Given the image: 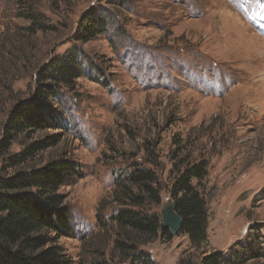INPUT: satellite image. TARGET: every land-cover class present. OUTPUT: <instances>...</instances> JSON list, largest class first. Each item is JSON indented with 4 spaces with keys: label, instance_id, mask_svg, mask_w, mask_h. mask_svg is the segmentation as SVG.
Returning a JSON list of instances; mask_svg holds the SVG:
<instances>
[{
    "label": "rangeland",
    "instance_id": "obj_1",
    "mask_svg": "<svg viewBox=\"0 0 264 264\" xmlns=\"http://www.w3.org/2000/svg\"><path fill=\"white\" fill-rule=\"evenodd\" d=\"M97 11L109 16L107 32L76 40ZM73 46L85 73L48 103L63 124L8 128L38 72ZM1 145L0 177L61 157L78 164L59 189L75 230L59 243L72 264H142L118 246L137 242L112 218L123 181L137 166L156 170L160 199L148 208L161 216L182 158L208 162V239L199 250L186 234L140 249L154 264H200L216 251L264 264V0H0Z\"/></svg>",
    "mask_w": 264,
    "mask_h": 264
},
{
    "label": "trees",
    "instance_id": "obj_2",
    "mask_svg": "<svg viewBox=\"0 0 264 264\" xmlns=\"http://www.w3.org/2000/svg\"><path fill=\"white\" fill-rule=\"evenodd\" d=\"M31 18L38 20L36 13H31ZM108 18L106 12H93L83 18L74 38L86 42L106 33ZM83 59L84 53L76 46L70 53L51 59L37 74L33 98L12 112L7 127L21 132L30 127L39 130L62 125L56 112L49 110L48 103L60 102L63 90L75 88L76 80L85 73ZM88 69L101 73L93 65ZM54 140L52 137L36 141L28 145L24 153L11 159L14 164L26 162L33 153L47 148ZM2 152L1 145L0 154ZM77 165L75 161L61 157L42 167L0 177V264H72L70 255L59 243L62 237L72 236L75 232L70 213L62 206L63 196L59 189L78 174ZM174 168L176 175L170 193L175 210L183 218L178 234L188 235L191 246L199 250L208 239L209 215L204 193L208 162L182 158ZM125 180L121 207L112 218L119 228L133 232L137 242L136 239L130 244L119 240L118 246L122 251H130L125 258L154 264L151 255L140 247L158 237L170 240L173 236L169 229L163 228L160 214L148 208L149 203H157L160 199L156 170L137 166ZM134 189L140 193H135ZM236 263L232 254L216 251L205 256L200 264ZM178 264H192V259L181 257Z\"/></svg>",
    "mask_w": 264,
    "mask_h": 264
},
{
    "label": "water",
    "instance_id": "obj_3",
    "mask_svg": "<svg viewBox=\"0 0 264 264\" xmlns=\"http://www.w3.org/2000/svg\"><path fill=\"white\" fill-rule=\"evenodd\" d=\"M163 228L169 229L172 235H177L183 223V218L175 210V202L167 199L161 210Z\"/></svg>",
    "mask_w": 264,
    "mask_h": 264
}]
</instances>
